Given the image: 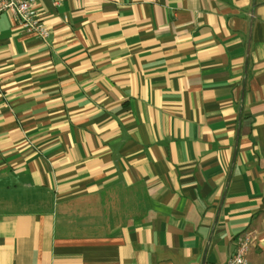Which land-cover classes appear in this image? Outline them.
<instances>
[{"label":"crops","instance_id":"1","mask_svg":"<svg viewBox=\"0 0 264 264\" xmlns=\"http://www.w3.org/2000/svg\"><path fill=\"white\" fill-rule=\"evenodd\" d=\"M0 15V264H264V0H39Z\"/></svg>","mask_w":264,"mask_h":264},{"label":"built area","instance_id":"2","mask_svg":"<svg viewBox=\"0 0 264 264\" xmlns=\"http://www.w3.org/2000/svg\"><path fill=\"white\" fill-rule=\"evenodd\" d=\"M38 1L0 0V15L3 13L12 14L16 23L26 34L34 35L39 40L46 41L49 37V31L33 9ZM251 244L252 240L248 236L240 238L224 264H246Z\"/></svg>","mask_w":264,"mask_h":264}]
</instances>
